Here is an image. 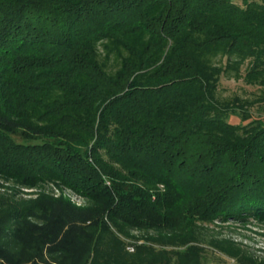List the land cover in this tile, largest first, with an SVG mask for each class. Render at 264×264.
Returning a JSON list of instances; mask_svg holds the SVG:
<instances>
[{"label":"trees","instance_id":"1","mask_svg":"<svg viewBox=\"0 0 264 264\" xmlns=\"http://www.w3.org/2000/svg\"><path fill=\"white\" fill-rule=\"evenodd\" d=\"M254 107L264 0H0V264H264Z\"/></svg>","mask_w":264,"mask_h":264},{"label":"rangeland","instance_id":"2","mask_svg":"<svg viewBox=\"0 0 264 264\" xmlns=\"http://www.w3.org/2000/svg\"><path fill=\"white\" fill-rule=\"evenodd\" d=\"M220 93L222 96H232L238 94L242 97H252L253 94H258L259 90L256 88L246 86L242 81H233L223 78L220 84ZM253 118L264 119V110L260 107L252 109ZM229 122L237 124L239 119L231 117ZM223 230L226 235L232 234L237 239H242L246 245L256 251V254L264 255V224L255 225L252 223L243 224L242 222H230ZM218 255V254H217ZM220 257V258H219ZM209 261L206 264H231V259L219 255L213 256L208 253Z\"/></svg>","mask_w":264,"mask_h":264}]
</instances>
